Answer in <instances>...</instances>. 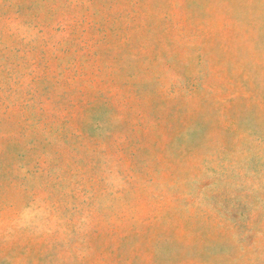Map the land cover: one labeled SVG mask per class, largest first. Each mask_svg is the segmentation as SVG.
<instances>
[{
  "label": "rangeland",
  "instance_id": "rangeland-1",
  "mask_svg": "<svg viewBox=\"0 0 264 264\" xmlns=\"http://www.w3.org/2000/svg\"><path fill=\"white\" fill-rule=\"evenodd\" d=\"M0 264H264V0H0Z\"/></svg>",
  "mask_w": 264,
  "mask_h": 264
}]
</instances>
